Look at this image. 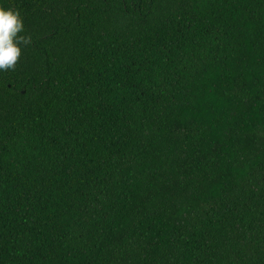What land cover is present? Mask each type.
Segmentation results:
<instances>
[{
  "label": "trees",
  "instance_id": "trees-1",
  "mask_svg": "<svg viewBox=\"0 0 264 264\" xmlns=\"http://www.w3.org/2000/svg\"><path fill=\"white\" fill-rule=\"evenodd\" d=\"M0 7V264H264V0Z\"/></svg>",
  "mask_w": 264,
  "mask_h": 264
},
{
  "label": "clouds",
  "instance_id": "clouds-1",
  "mask_svg": "<svg viewBox=\"0 0 264 264\" xmlns=\"http://www.w3.org/2000/svg\"><path fill=\"white\" fill-rule=\"evenodd\" d=\"M24 23L18 11L0 7V72L14 71L21 57V45L31 43V37L20 35Z\"/></svg>",
  "mask_w": 264,
  "mask_h": 264
}]
</instances>
